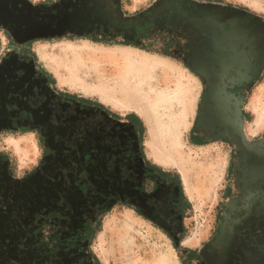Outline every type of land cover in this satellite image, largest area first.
Here are the masks:
<instances>
[{"label": "rangeland", "instance_id": "obj_1", "mask_svg": "<svg viewBox=\"0 0 264 264\" xmlns=\"http://www.w3.org/2000/svg\"><path fill=\"white\" fill-rule=\"evenodd\" d=\"M29 1L35 5H46L57 0ZM117 1L120 21H126L128 17H131L133 22L143 21L148 16L144 13L153 7L157 12L156 15L161 16L173 10L178 16L177 22H180L177 27H174L184 31L187 29L186 33L196 27V23H204L206 28L213 26L214 30L217 27H223L221 21L226 18L223 15L218 17L216 14L218 9L228 11L225 10V6L227 9L237 6L248 9L249 15L259 20L264 27V0ZM186 7H192L190 9L197 13L202 9L205 12L204 17L199 13L194 18L186 19L188 16ZM230 17L231 15L228 18ZM89 30L84 23L71 24L60 33L24 43L18 41L11 30H5L4 26L0 25V62L10 56L28 59L35 67L50 75L56 86L98 101L110 112L121 117L126 113H136L143 125V132L140 133V150L151 162L179 176L187 199V210L182 216L173 214L176 215L174 219L165 216L163 220H152L149 216L139 214L131 206L112 199L109 201V210L101 215L98 225L94 222L90 225L93 232L86 238L68 237L77 226L76 221H68V219L56 221L50 216L40 214V217L37 216L40 227L33 235L22 238L23 245L19 247L16 242L19 241V235L23 236V229L20 226V221L24 217L23 206L18 205L15 200L11 202L1 200L0 215L2 221H5L2 226L5 227V231L12 234L11 238L6 240L11 247L0 246V264H18L20 261L23 264H199L197 259L187 256L186 249L198 250L210 239L217 228V216L222 211L225 199L223 193L231 180L229 169L231 155L235 151L234 146L238 143L231 135L225 133L226 126H222L227 123L226 112H230L220 106L217 115L224 119V123L220 126L222 130L218 128L211 131L207 127L209 130L207 138L199 145L192 144L190 139L193 137L197 103L204 88L199 78L190 69L194 63L189 62L188 68L179 59L180 55L178 58L166 56L157 50L161 48L170 50L167 44H162L168 39L165 35L166 31L137 39L143 46V48H137L131 44L119 43L132 38L131 28L125 29L123 35L97 33L94 38L103 39L102 41L81 36L82 33L87 34ZM225 36L228 38L227 42H230L229 35ZM213 37L214 40L220 39L217 35L205 34L200 35L202 39L200 41L206 44ZM220 37L223 38L222 35ZM193 48L191 50H194ZM209 52L212 51L209 50ZM147 59L157 62L154 68H149L148 76L141 78L143 82H148L149 87L147 83L138 82L131 87H126L125 82L128 76L137 77L136 75L145 74L142 69L148 63ZM200 59L208 66L207 68L218 70V73H210L209 77H204L205 93L211 90L213 94V101H208L209 104L236 102L231 111L236 110V120L241 124L239 108L244 102L242 106L246 119L243 123L245 132L248 133L247 137L251 138L252 133H258V136L264 135V56L258 76L252 79L254 81H239L236 87H233L235 84L233 81L240 80L239 71L241 66L245 68L244 65L241 63L235 65L230 70H237L236 73L233 76L224 77L221 76L223 68L217 63L208 62L206 60L208 58L202 55ZM224 69L229 70V67L226 65ZM251 72L253 76L254 73L252 70ZM219 79L230 86V92L224 95L226 98L219 95V89L216 91L214 87L211 88L213 81ZM154 94H160L159 96L165 97L168 101L166 104L162 99L159 101L160 117L163 122L171 124L175 122L179 126V142L176 149L172 150L176 157H167L157 148L156 151L151 152L148 148L146 122H155L148 109L155 101ZM151 106L156 108V105ZM229 115L231 120L233 116ZM120 120L118 124L124 127L125 122H122L123 119ZM205 123L207 126L210 124L207 121ZM216 132L220 134V137L213 138ZM132 138L137 144L138 136L132 135ZM224 139H230L231 143L222 141ZM14 140H18L16 136L14 138L0 137V148L7 147L8 144L6 145L5 141L12 142L14 146L5 150L10 157L6 177L16 181L12 182L15 189L27 188V185L34 182H30L31 176L25 179L23 177L33 168L31 164L20 160L18 154L23 152L25 155L27 152L23 148H18V141ZM164 146L168 147V145ZM29 157L34 155L30 153ZM38 161H40L39 157L36 159V164H39ZM24 164L27 166L25 167ZM143 186L147 192H152L153 188L149 180L144 179ZM161 192L163 196H166L165 189ZM163 198H160L161 202L165 201ZM93 202V197L86 198L80 206L78 205V210L88 208V205ZM42 206L47 212L52 209L45 202ZM37 213L42 211L39 210ZM55 247L59 249L56 250Z\"/></svg>", "mask_w": 264, "mask_h": 264}, {"label": "flooded vegetation", "instance_id": "obj_2", "mask_svg": "<svg viewBox=\"0 0 264 264\" xmlns=\"http://www.w3.org/2000/svg\"><path fill=\"white\" fill-rule=\"evenodd\" d=\"M95 1L105 12L99 18L91 16V21L84 22V26L90 29L86 37L94 38L97 33L108 35V30L113 29L111 26L119 22L120 32L114 35H123L125 29L133 30V26L125 25L126 22H133L131 17L120 21L117 0ZM87 6L94 7L91 0L87 1ZM186 8V19L202 14L201 11H192V7ZM225 8L228 11H224L226 20L222 23L223 27L214 30L213 26L206 28L204 23H196V27L187 33V29L184 31L176 28L180 22H177L178 16L173 10L161 16L156 15L153 7L144 13L148 14L146 20L152 35L166 31L170 50L157 49L160 53H165L166 50L174 57L178 58L180 55L179 59L188 68L189 62L194 65L197 62L198 72H192L199 78L204 89L197 103L195 122L204 116V77H209L210 73H218L217 69H209L203 64L201 55L207 57L208 62L217 63L222 67L221 76L224 77L236 73L237 70H230L235 65H244L245 68L241 66L239 71L240 80H234L233 87H236L239 81H254L252 79L258 76L262 67L264 27L259 20L251 17L248 9L244 7ZM217 16L222 14L218 13ZM4 29L10 30L5 26ZM205 34L217 35L220 39L214 40L213 37L206 44L202 42L203 45L200 35ZM225 35H229L230 42H227ZM38 39L41 38L24 43ZM134 39L139 43V37ZM190 44L194 50H191ZM226 65L229 70L224 69ZM220 79L213 81V87L216 91L219 89L221 97H225V93L231 89L227 82L222 83ZM235 103L215 102L205 106H216V109L223 107L230 112H226L227 123L222 126H226L225 133L231 135L238 143L234 144L235 151L231 155V180L223 193L225 199L222 211L217 216V228L210 239L193 252L192 259H197L199 264H264V135L252 133L251 138L247 137L243 123L246 119L242 106L244 102L239 108L241 124L236 120V110L231 111ZM88 105L75 98L72 92L56 86L50 75L35 67L28 59L10 56L0 62V136L35 132L38 139L50 145L47 149L50 161L43 163L38 169L40 174L30 177V182L34 183L27 185V188L11 187L6 177L5 156L0 153V201L15 200L18 205L23 206L24 217L20 221L23 236L19 235V241L16 242L19 247L23 245L22 238L33 235L40 227V214L50 216L56 221H76L77 226L68 237H83L80 231L84 220L92 218L95 211L107 209L112 199L131 206L139 214L149 216L152 220H163L165 216L173 218L176 216L173 214H179L175 208L177 189L170 176H158L162 182L156 185L155 172H145L146 156L140 150L139 141L137 140V144L133 141V125L125 121L124 127L118 123L114 126L104 120L103 116L98 121L94 119L95 123H92L90 116L93 112L88 113L86 110H94ZM229 114L233 116L231 120ZM208 132L207 125L203 122L199 129L194 127L193 139L201 142L207 138ZM135 136L137 137V134ZM222 141L231 143L230 139ZM162 170L169 171L163 168ZM144 179L151 183L152 192H147L143 186ZM160 189L166 190V196L162 195ZM160 196L164 197V202H161ZM90 197H93L94 202L88 205V208L78 210V205ZM44 202L51 206L50 212L42 206ZM39 210L42 213H37ZM1 217L0 215V246L11 247L6 240L11 238L12 233L5 231L2 226L5 221H2ZM18 264L23 263L20 261Z\"/></svg>", "mask_w": 264, "mask_h": 264}, {"label": "water", "instance_id": "obj_3", "mask_svg": "<svg viewBox=\"0 0 264 264\" xmlns=\"http://www.w3.org/2000/svg\"><path fill=\"white\" fill-rule=\"evenodd\" d=\"M87 1L59 0L50 6H46L32 4L29 0H0V24L9 28L16 39L21 42L35 38H47L66 30L71 24L91 21V16H98L99 18L104 13V10L98 6L95 0H91L93 8L87 6ZM200 11L204 17L205 12L202 9ZM218 13H221L223 17L225 16L224 11H221V9ZM225 20L221 21V24ZM133 24L134 22L130 26H133ZM114 29L119 31L120 26H116ZM190 69L193 72H198L195 65H191ZM213 85L211 88H213ZM210 100L213 101L211 90L203 96L204 116L197 121L196 129H199L200 125L207 121L210 123L207 127L211 131H215L224 123V119L217 115L218 109L205 107L211 105L207 103ZM218 137H220V134L216 132L213 138Z\"/></svg>", "mask_w": 264, "mask_h": 264}, {"label": "trees", "instance_id": "obj_4", "mask_svg": "<svg viewBox=\"0 0 264 264\" xmlns=\"http://www.w3.org/2000/svg\"><path fill=\"white\" fill-rule=\"evenodd\" d=\"M54 3V2H52ZM52 3L50 4H46L47 6H50ZM102 8V7H101ZM105 12V10H104ZM129 18V17H128ZM146 20V19H145ZM134 21V25H133V37L130 39V40H126V41H121L119 43H122L124 45H133L134 47H137V48H143L142 44L141 43H137L134 39V37H139L141 39H143L144 37H149L152 35V31L149 30V27H148V23H147V20L145 21ZM120 22L117 23V25L114 26H111V28L113 29H110L108 30V32H110L111 35H114V34H117L119 33L120 31H116L114 28L117 26H120ZM112 25V24H111ZM126 26H130L131 23L130 21L129 22H126L125 23ZM108 34V35H110ZM86 33H82L81 36L82 37H86ZM90 38V37H89ZM92 40H96L98 41L99 39L97 38H94ZM103 39H100L99 41H102ZM163 45H166L167 44V41H163L162 43ZM166 47V46H164ZM166 56H173L172 54H170L169 51H166L165 50V53H162ZM174 57V56H173ZM74 97H76V95H74ZM79 99L81 101H83L84 103L86 104H92L94 106H98V107H101V108H104L106 109L103 105H101L100 103L96 102V101H92L90 99H87V98H82V97H79ZM111 117H113L114 119H124L126 121H128L129 123H131L133 125V128H134V131H135V135L137 134L138 138H139V146H140V133L143 132V125L141 123V120L134 114H126L124 115L123 117L119 116V115H116L110 111H107ZM195 125L193 124V130H194V127L196 128V123L197 121L195 122ZM194 136L190 139V142L192 144H201L202 142L200 141H197L195 139H193ZM142 151V150H141ZM144 167H145V172L147 174H151L153 172H155L156 176L155 177V183L156 185L159 184L160 182H162L158 176H162V175H169L172 182L175 183V186H176V189H177V195H176V203H175V208L177 210V212L182 216L184 215V213L186 212L187 210V199L185 197V194H184V191H183V188H182V185H181V181H180V178L179 176L172 172V171H165V170H162V168L158 165H155L153 164L152 162H150V160L144 158ZM110 207H108L107 209L104 208V209H101V210H98V211H95L94 214H93V217L92 218H88L86 220H84L83 222V227H82V230L80 231L81 234L83 235L82 238H86L87 236H89L93 230L91 229V224L94 222L95 225H98L99 223V218L101 217V215H103L104 213H106L108 210H109ZM132 208V207H131ZM96 220V221H95ZM193 252L194 250H191V249H186V253H187V256L189 258H192L193 257Z\"/></svg>", "mask_w": 264, "mask_h": 264}, {"label": "crops", "instance_id": "obj_5", "mask_svg": "<svg viewBox=\"0 0 264 264\" xmlns=\"http://www.w3.org/2000/svg\"><path fill=\"white\" fill-rule=\"evenodd\" d=\"M73 94L76 95L75 98L82 97V96L77 95L75 93H73ZM82 98H87V97H82ZM87 99H90V98H87ZM90 100L95 101L93 99H90ZM96 102H98V101H96ZM88 106H89V108L91 110H94V111L86 110V112H88V113L89 112L90 113L93 112V114H94V115L92 114L90 116V118L93 120L92 123H95V120L94 119H96V121H98L100 118H102L101 116H103V119L105 118L104 120L108 121L110 124H113L114 126H117L116 123H118V121L120 119H114L113 117H111V115L107 112L109 110L106 107H105L106 109H104V108H101V107H98V106L95 107L92 104H90ZM98 114L100 116H98ZM126 114H134V115H136L139 118V116L136 113H134V112H130V113H126ZM126 114H124V115H126ZM124 115H122V116H124ZM94 116H95V118H94ZM125 121L126 120H124V119L122 120V122H125ZM4 136L9 137V138L10 137L14 138L16 136V138L18 140H14V141H18L17 142V147L18 148H23V150L27 152L25 155H24L23 152H21V153L18 154V157L20 158V160L25 161L26 164H29V165L31 164L30 166L33 168V169L30 170L31 172L28 171L30 173H27V175L25 177H23V179L28 178V177H30L32 175L40 174L39 171H38V169L41 168V166L43 165V163H48L50 161V158L51 157H50V155L48 153V150H47V149L50 148L49 143L46 142V141H42V140L38 139L37 138V135H35V132H27V133H23V134H10L9 133V134H4ZM4 136L2 135L0 137H4ZM5 142H6V145L8 144L6 148H10L11 146H13V143L12 142H10V141H5ZM6 148L5 147H1L0 148V153H2L5 156L6 168H7L6 175H8L7 174V171H8V163H9L10 157H9V154L5 151V150H7ZM30 153L32 155H34V157H29ZM37 157L40 158V161H38L39 164H36ZM26 164H24L25 167L27 166ZM153 164H155V163H153ZM155 165H158V164H155ZM7 179H8V183L11 184V187H14V185H13L12 182H16V181L14 179L13 180L10 179L11 180L10 181L8 177H7Z\"/></svg>", "mask_w": 264, "mask_h": 264}, {"label": "bare ground", "instance_id": "obj_6", "mask_svg": "<svg viewBox=\"0 0 264 264\" xmlns=\"http://www.w3.org/2000/svg\"><path fill=\"white\" fill-rule=\"evenodd\" d=\"M136 58H139V57H136ZM147 60H148V63L145 65V68L142 69L145 74L140 75V76L136 75L137 77H135L134 75L132 77L128 76L125 82L126 87H131L136 82L140 84L147 83V86L149 87L148 82L147 81L143 82L141 78H143L146 75L148 76V71H150L151 68H154L153 66L157 62H154L151 59H147ZM159 95L160 94H154L155 101L151 103V105H156V108L154 106L152 107L151 105L148 107V109H150L152 119H154L155 122H146L147 145H148L149 150H151V152L156 151L155 149L157 148L160 150V152L166 154L167 157H176L172 153V150L176 149V146L179 142V126L175 122H172V124L163 122V119L160 117L161 107L159 105V101H161L162 99V101L165 104L168 101L165 97H161ZM154 142L159 143V144H156ZM164 145H168V147L167 146L165 147ZM151 262H153V259H151Z\"/></svg>", "mask_w": 264, "mask_h": 264}]
</instances>
